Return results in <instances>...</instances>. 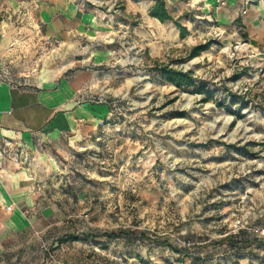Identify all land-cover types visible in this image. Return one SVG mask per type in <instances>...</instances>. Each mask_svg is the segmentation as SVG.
Returning <instances> with one entry per match:
<instances>
[{
  "label": "rangeland",
  "instance_id": "rangeland-1",
  "mask_svg": "<svg viewBox=\"0 0 264 264\" xmlns=\"http://www.w3.org/2000/svg\"><path fill=\"white\" fill-rule=\"evenodd\" d=\"M164 1L188 34L173 21L143 42H114L123 85L107 78L94 99L115 100L120 128L112 148L71 167L82 222L67 224L69 242L51 264H264V239L252 232L264 223V46L222 30L203 0ZM85 47L50 46L51 66L79 69ZM166 68L196 85L176 87Z\"/></svg>",
  "mask_w": 264,
  "mask_h": 264
},
{
  "label": "crops",
  "instance_id": "crops-1",
  "mask_svg": "<svg viewBox=\"0 0 264 264\" xmlns=\"http://www.w3.org/2000/svg\"><path fill=\"white\" fill-rule=\"evenodd\" d=\"M203 1L222 30H242L264 46V0H229L222 8L216 0ZM114 4L125 6L124 13ZM155 4L0 0V77L13 80L0 79V264H51L69 242L67 224L82 222L85 199L72 184L68 188L67 175L86 152L113 147L118 115L93 99L105 92L99 84L107 78L123 85L125 69L115 57L121 50L114 44L120 34L143 42L173 22L151 17ZM83 44L91 55L79 69L73 62L51 66L50 46L73 53ZM24 63L29 72H17ZM20 150L33 158L30 165L17 162Z\"/></svg>",
  "mask_w": 264,
  "mask_h": 264
},
{
  "label": "trees",
  "instance_id": "trees-1",
  "mask_svg": "<svg viewBox=\"0 0 264 264\" xmlns=\"http://www.w3.org/2000/svg\"><path fill=\"white\" fill-rule=\"evenodd\" d=\"M150 16L159 19L162 23H165L167 21H174L176 26L179 28L181 32V37L186 38L188 34L187 28L182 24H180L179 21L175 20V18L169 12L166 6V2L164 0H156V4L152 8L150 12ZM208 47L209 44L195 47L191 53L192 57L199 56L201 52L206 50ZM161 72L166 81L174 84L178 88H182V87L189 88L191 86L196 85V80L192 77V73H183L169 68L161 69Z\"/></svg>",
  "mask_w": 264,
  "mask_h": 264
},
{
  "label": "built area",
  "instance_id": "built-area-1",
  "mask_svg": "<svg viewBox=\"0 0 264 264\" xmlns=\"http://www.w3.org/2000/svg\"><path fill=\"white\" fill-rule=\"evenodd\" d=\"M86 2L87 1H91V0H85ZM97 1V0H95ZM254 0H246V4L249 5L253 2ZM229 0H216V3H217V7L218 8H222L223 6H226L228 4ZM244 14L247 13V10H245L243 12ZM218 36H221L223 35L222 32L219 31V33L217 34ZM246 45V44H245ZM10 76H1L0 79L2 81H8V82H13L12 79H9ZM112 101V102H111ZM93 102L95 103H105V104H108L115 112L116 111H120L118 108H117V105L115 103V100H96V99H93ZM16 160L18 163H24V164H29L33 161V158L30 157V154L23 151V150H20L17 154H16ZM246 228V227H245ZM252 232L257 235L258 237L260 238H263L264 239V224L263 225H260L258 227H255L252 229Z\"/></svg>",
  "mask_w": 264,
  "mask_h": 264
}]
</instances>
